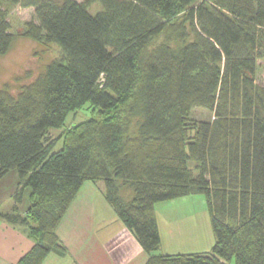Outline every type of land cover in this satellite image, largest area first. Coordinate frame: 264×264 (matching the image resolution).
<instances>
[{
  "label": "trees",
  "instance_id": "1",
  "mask_svg": "<svg viewBox=\"0 0 264 264\" xmlns=\"http://www.w3.org/2000/svg\"><path fill=\"white\" fill-rule=\"evenodd\" d=\"M8 1L33 6L29 36L61 49L16 91L0 88V179L19 175L0 215L34 238L16 264L66 252L58 228L87 180L103 182L144 264H264V0H89L97 13L78 0ZM13 41L0 9V54ZM87 103L98 118L63 128ZM193 193L207 199L211 251L156 253V203Z\"/></svg>",
  "mask_w": 264,
  "mask_h": 264
},
{
  "label": "rangeland",
  "instance_id": "2",
  "mask_svg": "<svg viewBox=\"0 0 264 264\" xmlns=\"http://www.w3.org/2000/svg\"><path fill=\"white\" fill-rule=\"evenodd\" d=\"M78 1L88 3L89 10L92 13H97L103 9L102 5L97 2L91 3L90 1L89 3V0ZM0 9L7 13L10 31L14 34V41L9 51L5 54H0V88H8L9 90L16 91L22 84L34 79L35 76L43 72L51 59L60 56L61 49L55 43H50L45 40L37 41L29 36L28 24L31 21H35V8L33 6L25 7L21 4H12L8 0H1ZM183 13L184 12H181L178 15L181 16ZM178 31L179 30L172 32L171 36H178ZM255 82L259 87L262 89L264 88V57L258 60ZM192 115L199 119L213 120L215 118L213 111L204 108L194 109ZM92 118H98V111L91 103H87L82 108L69 113L63 128L79 124L82 121ZM133 123L134 126H132V131L136 132L138 125L135 119H133ZM63 128H52V135L54 137L58 136ZM62 145L63 141L58 140L53 151L58 150ZM14 170L16 171V169ZM8 176L9 177H7L4 182L10 179V175ZM98 182L103 187L105 195L103 182ZM10 186H12V182H8L4 186L5 190L2 194L3 197H5L4 201H7L8 197L6 194ZM94 186L96 187L95 201L97 213H99L101 209L107 210V221L105 222V226L110 228L112 225L115 227L118 223L124 224L117 210L107 199L105 201L103 193L98 187L99 185ZM27 188L30 189V187ZM11 191L13 190H10L9 193ZM28 200V193L25 192L24 203L26 204ZM13 202V194H10L8 203L10 204ZM156 209L160 214V221L162 224V230L160 232L161 243L156 253L178 254L211 251L215 243V235L205 194L193 193L159 201L156 203ZM100 224L101 223L92 225L97 229ZM131 235L133 241L131 242V240H129L128 246L135 252L133 254L134 260L131 263L138 264L139 261L144 263L145 260H142V257H147L148 254L142 248L132 231ZM106 236L108 237L109 235ZM232 264H234V260Z\"/></svg>",
  "mask_w": 264,
  "mask_h": 264
},
{
  "label": "crops",
  "instance_id": "3",
  "mask_svg": "<svg viewBox=\"0 0 264 264\" xmlns=\"http://www.w3.org/2000/svg\"><path fill=\"white\" fill-rule=\"evenodd\" d=\"M8 175L10 179L4 182ZM18 181L19 175L14 169L0 179V213L13 210L14 202L9 204L8 200L9 195L14 194ZM89 181L92 180H87L82 185L58 228L61 240L67 247L66 252H51L42 264H133L131 262L134 260L135 252L128 246V241H133L131 230L122 223H118L115 227L112 225L110 228L105 226L107 210L101 209L97 213L94 185H99L106 201L103 187L98 181ZM8 182H12V186L7 191V201H4L5 197L2 194ZM10 190L13 191L9 193ZM25 192L30 198L31 189L26 188ZM29 204L30 199L25 204L23 197L19 204L20 212L25 214ZM156 212L161 232L160 214L157 209ZM97 223L101 224L96 229L92 224ZM33 244L34 238L25 225L9 222L0 215V264H16ZM147 257L143 256L142 260L146 261ZM144 263L138 262V264Z\"/></svg>",
  "mask_w": 264,
  "mask_h": 264
}]
</instances>
